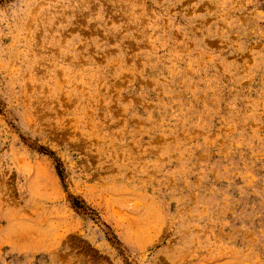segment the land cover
Listing matches in <instances>:
<instances>
[{
  "label": "rangeland",
  "instance_id": "374dc122",
  "mask_svg": "<svg viewBox=\"0 0 264 264\" xmlns=\"http://www.w3.org/2000/svg\"><path fill=\"white\" fill-rule=\"evenodd\" d=\"M0 264H264V0L1 4Z\"/></svg>",
  "mask_w": 264,
  "mask_h": 264
},
{
  "label": "trees",
  "instance_id": "16d2710c",
  "mask_svg": "<svg viewBox=\"0 0 264 264\" xmlns=\"http://www.w3.org/2000/svg\"><path fill=\"white\" fill-rule=\"evenodd\" d=\"M9 0H0V5L1 4H4L6 2H8ZM52 154V153H50ZM73 206L78 210V209H81L82 207H80V205L78 203H74Z\"/></svg>",
  "mask_w": 264,
  "mask_h": 264
}]
</instances>
